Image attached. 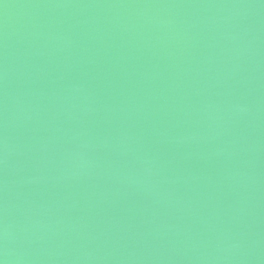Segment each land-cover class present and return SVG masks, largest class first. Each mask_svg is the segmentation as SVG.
<instances>
[{
    "label": "water",
    "instance_id": "water-1",
    "mask_svg": "<svg viewBox=\"0 0 264 264\" xmlns=\"http://www.w3.org/2000/svg\"><path fill=\"white\" fill-rule=\"evenodd\" d=\"M0 264H264V0H0Z\"/></svg>",
    "mask_w": 264,
    "mask_h": 264
}]
</instances>
